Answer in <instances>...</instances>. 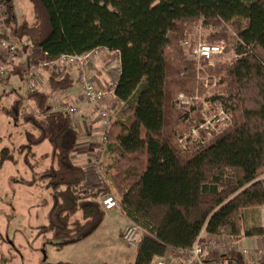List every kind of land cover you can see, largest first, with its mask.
<instances>
[{
	"label": "trees",
	"instance_id": "1",
	"mask_svg": "<svg viewBox=\"0 0 264 264\" xmlns=\"http://www.w3.org/2000/svg\"><path fill=\"white\" fill-rule=\"evenodd\" d=\"M30 1L35 21L11 26L13 36L31 42L27 68L15 72L24 78L32 65L108 48L120 53L116 94L125 102L109 130L103 160L108 182L91 199L82 192L86 167L73 160L80 139L75 121L67 113L49 131L42 119L53 109L51 92L70 88L72 76L52 72L51 92L36 89L2 109L39 131L25 130L19 148L27 156L46 140L52 147V163L41 175L51 206L39 233L50 234L60 247L84 240L106 218L97 199L106 192L143 228L134 264H157L171 248L190 249L203 231L234 238L264 235L263 226H244L245 211L264 205V0ZM201 19L213 30L209 40H225L237 57L215 66L204 62L202 71L186 61L182 41ZM200 74L216 85L206 87ZM208 91L221 95L232 123L185 150L178 137L189 122L201 120V104L180 107L178 97ZM25 99L34 104L29 113L21 112ZM228 256L248 264L239 252Z\"/></svg>",
	"mask_w": 264,
	"mask_h": 264
},
{
	"label": "rangeland",
	"instance_id": "2",
	"mask_svg": "<svg viewBox=\"0 0 264 264\" xmlns=\"http://www.w3.org/2000/svg\"><path fill=\"white\" fill-rule=\"evenodd\" d=\"M15 13L16 16L13 17ZM25 20L31 23L35 21L31 1H12V8L9 9L7 18L8 27L11 24V28L15 21L21 23ZM212 31L211 28H207V35L204 37L206 40L211 41L209 36ZM26 47L23 45L10 75L0 80V157L2 150L7 149V160L0 162V264L61 262L124 264L125 260L129 262L135 248L124 241L123 236L120 237L119 228L122 222L118 219H114L115 221L107 219L97 234L64 247L51 242L50 234L45 236L39 233V227L47 223L51 206V191L46 186L47 180H41V175L52 163V147L49 140H46L34 148L33 154L27 156V153L19 148L25 142V130L29 129L35 133L39 131L34 125L23 122L20 116H8L2 111L5 107L13 106L20 95L27 98L29 94L26 72L24 78L15 72L27 68ZM226 53L229 55L224 60L235 57L233 52L227 51V48ZM108 54L105 51V54L102 53L97 57L106 58ZM91 64L88 66L89 71L92 69ZM40 67L41 71L42 68L44 69L43 72L50 70L48 66ZM49 72L51 75V70ZM62 103L69 106L72 102L65 97V102H60V106L54 107V111L42 118L49 131L55 130L60 125H57L56 121L60 118L63 120L65 113H68L67 109L62 107ZM33 109V102L25 99L21 112L29 113ZM74 124L76 125L75 122ZM76 217L81 215L78 214Z\"/></svg>",
	"mask_w": 264,
	"mask_h": 264
},
{
	"label": "built area",
	"instance_id": "3",
	"mask_svg": "<svg viewBox=\"0 0 264 264\" xmlns=\"http://www.w3.org/2000/svg\"><path fill=\"white\" fill-rule=\"evenodd\" d=\"M13 0H0V80L7 78L12 67L18 58L23 45L31 47V42L28 38H18L9 32L7 18L9 16V9L12 8ZM11 29V28H10ZM207 28L204 26L203 19H201L192 28L191 34L182 41V46L185 52L186 61H193L199 71L205 67V63L209 66H215L217 62L226 58V41L220 40L217 42L208 41L204 37L207 35ZM107 51L108 48L98 47L83 54H63L57 60L51 62H44L40 65H32L26 75L27 90L29 93L38 89V85L42 79V71L40 66H48L54 73L68 72L73 68L78 71L74 84H78L80 88L82 102L89 103L97 108L100 119V127L98 134L94 137L95 144L92 149H89L90 160L87 171V180L84 183L83 194L86 198H94L98 193V188L104 187L108 178L103 169V160L107 151V143L109 130L117 111H119L125 104L120 100L116 94V87L118 80L111 84L101 85L96 82L88 66L94 59ZM235 57L238 54L233 53ZM121 70L119 69V73ZM213 77V76H212ZM205 86H210V77L202 76ZM216 83H212L211 87ZM221 96V95H220ZM214 96L212 91H208L204 95L189 96L184 93L178 97V105L180 107H189L196 103L201 104V120L199 122H189L188 128L178 137L179 144L185 150H188L193 141L205 142L214 135H217L222 129L232 123V115L225 107L221 97ZM53 109L60 106V102H54ZM62 107L67 109L73 121L79 112V103L72 105H65ZM66 111V112H67ZM98 201L106 210H111L119 206L118 198L113 193H104L98 196ZM143 228L141 225L131 221L123 230L122 236L124 241L129 245L136 247L141 238ZM228 245V238L226 236H208L201 235L196 240L194 246L190 249H170L169 253L160 258L157 264H228L223 258L206 259L207 252H221L226 249Z\"/></svg>",
	"mask_w": 264,
	"mask_h": 264
},
{
	"label": "crops",
	"instance_id": "4",
	"mask_svg": "<svg viewBox=\"0 0 264 264\" xmlns=\"http://www.w3.org/2000/svg\"><path fill=\"white\" fill-rule=\"evenodd\" d=\"M14 16H16V13L13 15V17ZM108 55L109 56H107L106 58H102V56L96 57L91 64L92 65L91 74L93 75L96 82L101 85L111 84L112 82L118 80L120 75L119 73V69L121 70L120 53L118 51H109ZM43 70L44 69L42 68V79L39 83L38 89L49 93L51 92V84L49 80L50 79L49 71L51 69L46 70L45 72H43ZM67 73H69L72 76L73 80L75 81L78 74L77 69L73 68L71 70H68ZM51 94H52L51 103L62 102V101L65 102V97L67 100H71L72 103L70 105L79 103V112L75 118V123H76V127H79L78 129L80 131V139L78 146L73 153V160L75 163L87 167L88 162L90 160L89 149H92V146L95 144L94 137L98 134V130L101 124L98 116L97 108L89 103L82 102L80 88L78 84L73 83V85L70 88L59 90L53 93L51 92ZM52 111H54V109H52ZM66 114L67 113H65V116ZM62 121H63L62 118L58 119L56 121L57 125L60 124ZM107 219L110 220L118 219L119 221L122 222V225L119 228L120 237H122V230L124 226L131 222V220L122 212L119 206L114 209L107 210V215L104 222L107 221ZM104 222L99 226V228L93 234L90 235V237L97 234L98 231L101 230L102 226L104 225ZM244 226L246 228H253L259 226L264 227V205L259 207L248 208L245 211ZM201 236L208 237V236H217V235H212L207 233L206 231H203L201 233ZM226 237L228 238V245L226 249H223V251L218 253L209 251L205 255L206 259L223 258L224 261L228 262V264H238L235 259L228 256V253L232 251H236L244 256L248 264H256V263L264 264L262 263V259L264 258V235H256V236L242 237V238H234L228 235ZM136 253L137 250L135 248L132 258H130L129 262L125 260L124 264H134Z\"/></svg>",
	"mask_w": 264,
	"mask_h": 264
}]
</instances>
